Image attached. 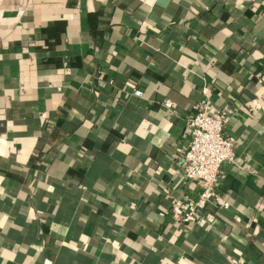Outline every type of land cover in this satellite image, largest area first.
Segmentation results:
<instances>
[{
    "label": "crops",
    "instance_id": "1",
    "mask_svg": "<svg viewBox=\"0 0 264 264\" xmlns=\"http://www.w3.org/2000/svg\"><path fill=\"white\" fill-rule=\"evenodd\" d=\"M3 10L0 264H264V0ZM204 97L229 116L238 168L217 177L226 208L175 227L170 201L197 193L181 161Z\"/></svg>",
    "mask_w": 264,
    "mask_h": 264
},
{
    "label": "built area",
    "instance_id": "2",
    "mask_svg": "<svg viewBox=\"0 0 264 264\" xmlns=\"http://www.w3.org/2000/svg\"><path fill=\"white\" fill-rule=\"evenodd\" d=\"M251 1V0H250ZM171 108L168 100L161 102ZM208 98L204 97L193 108L185 120L186 144L181 161V174L184 179L195 183V198L182 195L173 198L167 207V217L172 226L190 227L203 219L207 206L226 208L216 190L217 177L223 164L235 165L234 145L231 135L224 129L229 116L218 110L210 113Z\"/></svg>",
    "mask_w": 264,
    "mask_h": 264
},
{
    "label": "trees",
    "instance_id": "3",
    "mask_svg": "<svg viewBox=\"0 0 264 264\" xmlns=\"http://www.w3.org/2000/svg\"><path fill=\"white\" fill-rule=\"evenodd\" d=\"M50 162H51L50 160H46V161H44V164H43V166H42V169L40 170V175H41L42 177H44V178H45V175H46V173H45V169H46V167L49 165Z\"/></svg>",
    "mask_w": 264,
    "mask_h": 264
},
{
    "label": "rangeland",
    "instance_id": "4",
    "mask_svg": "<svg viewBox=\"0 0 264 264\" xmlns=\"http://www.w3.org/2000/svg\"><path fill=\"white\" fill-rule=\"evenodd\" d=\"M7 0H1V4H0V16H2L1 15V13L3 14L4 13V10H3V8H5V6L7 5V3H8V1L6 2Z\"/></svg>",
    "mask_w": 264,
    "mask_h": 264
},
{
    "label": "bare ground",
    "instance_id": "5",
    "mask_svg": "<svg viewBox=\"0 0 264 264\" xmlns=\"http://www.w3.org/2000/svg\"><path fill=\"white\" fill-rule=\"evenodd\" d=\"M20 1L21 0H12V1H9L8 3H7V5L6 6H9V7H14V3H20ZM12 10V9H11ZM1 17V16H0Z\"/></svg>",
    "mask_w": 264,
    "mask_h": 264
}]
</instances>
